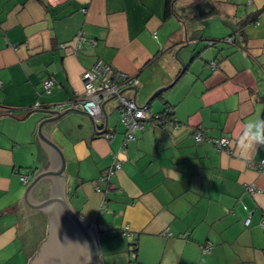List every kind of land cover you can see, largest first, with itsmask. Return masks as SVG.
Segmentation results:
<instances>
[{"label":"crops","instance_id":"0c3cea01","mask_svg":"<svg viewBox=\"0 0 264 264\" xmlns=\"http://www.w3.org/2000/svg\"><path fill=\"white\" fill-rule=\"evenodd\" d=\"M167 4L0 0V264H28L48 235V216L20 204L48 163L38 125L72 106L98 60L137 76L124 95L163 121L135 131L107 181L126 130L117 98L104 104L110 140L74 109L42 126L64 154L68 202L96 230L102 264H132L134 245L139 264H264V168L255 167L264 146L239 143L264 118V0H174L170 13ZM81 29L96 42L75 50ZM223 137L229 149L208 140Z\"/></svg>","mask_w":264,"mask_h":264},{"label":"water","instance_id":"95a60500","mask_svg":"<svg viewBox=\"0 0 264 264\" xmlns=\"http://www.w3.org/2000/svg\"><path fill=\"white\" fill-rule=\"evenodd\" d=\"M74 109L91 118L94 129L98 125L83 109L71 106L64 110H50L52 117L43 119L38 125V137L48 152V163L28 184L20 204L26 203L48 216V235L41 242L36 254L28 264H102L96 230L89 221L78 215L68 202L65 192V158L58 147L42 130L43 124L54 122ZM105 112L104 129L107 130L108 117Z\"/></svg>","mask_w":264,"mask_h":264},{"label":"built area","instance_id":"2783aa9c","mask_svg":"<svg viewBox=\"0 0 264 264\" xmlns=\"http://www.w3.org/2000/svg\"><path fill=\"white\" fill-rule=\"evenodd\" d=\"M262 18V23L264 25V9L260 13ZM260 21H257L259 23ZM226 41H232V37L226 38ZM94 39H88L85 32L81 29L76 35L75 50H79L83 47L84 43L89 45L95 44ZM213 44V42H210ZM61 47H64L61 44ZM211 68L217 69L218 63L215 61L211 62ZM83 85L84 91L79 96L73 99L72 106L81 108L87 111L95 123L104 127L105 112L103 110V104L110 98H117L118 104L117 109L119 110L121 121L126 126L124 133V140L119 152L115 155L112 166L110 167L108 174L102 177V180L107 181L111 176H113L122 166V160L118 157L119 153H126L128 149V144L135 139V131L144 129L145 122L154 118L156 121L163 123L159 114H151L149 105L143 104L138 105L133 98H129L124 95V89L139 87L140 81L137 76L129 75L119 69L114 68L111 64L106 63L102 60H98L94 65L88 68L83 74ZM55 85L54 76H50L44 81L45 92H50ZM38 106L39 103H36ZM64 104L57 106L59 109L64 108ZM170 112V111H169ZM103 132V131H102ZM102 135L110 140L114 134L108 131L102 133ZM204 138V132L198 131L195 135V139L200 141ZM213 145L221 149H229V140L226 137L220 139L209 138ZM255 167L259 170L264 168V159L258 163H255ZM21 179L24 183H28L29 175L21 174ZM250 191L254 192L252 187H248ZM249 224V219L245 221ZM262 226L264 227V215L262 219ZM213 246L208 245L204 248V251L211 252ZM137 247L134 245L132 250V264H139L137 262Z\"/></svg>","mask_w":264,"mask_h":264},{"label":"clouds","instance_id":"9594fccd","mask_svg":"<svg viewBox=\"0 0 264 264\" xmlns=\"http://www.w3.org/2000/svg\"><path fill=\"white\" fill-rule=\"evenodd\" d=\"M239 143L249 149H255L257 144L264 146V118L256 117L249 121L241 134Z\"/></svg>","mask_w":264,"mask_h":264},{"label":"trees","instance_id":"16d2710c","mask_svg":"<svg viewBox=\"0 0 264 264\" xmlns=\"http://www.w3.org/2000/svg\"><path fill=\"white\" fill-rule=\"evenodd\" d=\"M173 4H174V0H168V4H167V12H173L174 10H173ZM212 42H213V44L215 43V41H213V40H211ZM159 93H160V91L157 93V95H159ZM156 95V96H157ZM148 105H149V107H150V104H149V102L147 103ZM168 114H171V112L170 113H168Z\"/></svg>","mask_w":264,"mask_h":264}]
</instances>
